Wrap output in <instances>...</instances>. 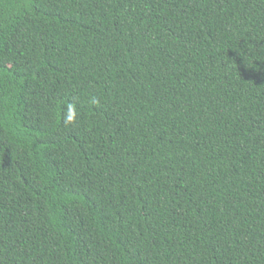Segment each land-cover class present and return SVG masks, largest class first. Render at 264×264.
Returning a JSON list of instances; mask_svg holds the SVG:
<instances>
[{"label":"trees","instance_id":"obj_1","mask_svg":"<svg viewBox=\"0 0 264 264\" xmlns=\"http://www.w3.org/2000/svg\"><path fill=\"white\" fill-rule=\"evenodd\" d=\"M0 264H264V0H0Z\"/></svg>","mask_w":264,"mask_h":264}]
</instances>
